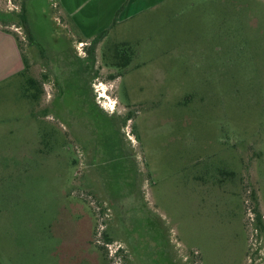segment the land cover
Here are the masks:
<instances>
[{
	"label": "rangeland",
	"instance_id": "1",
	"mask_svg": "<svg viewBox=\"0 0 264 264\" xmlns=\"http://www.w3.org/2000/svg\"><path fill=\"white\" fill-rule=\"evenodd\" d=\"M69 23L0 0L30 67H0V264H264V0H169L97 45Z\"/></svg>",
	"mask_w": 264,
	"mask_h": 264
},
{
	"label": "crops",
	"instance_id": "2",
	"mask_svg": "<svg viewBox=\"0 0 264 264\" xmlns=\"http://www.w3.org/2000/svg\"><path fill=\"white\" fill-rule=\"evenodd\" d=\"M58 7L71 19L85 39H93L103 32L111 33L145 11L155 9L169 0H57ZM107 33V34H108ZM15 64L20 50L12 35L0 29V67H7V57ZM22 59V57H21ZM18 65V64H17ZM19 68L17 72L22 71Z\"/></svg>",
	"mask_w": 264,
	"mask_h": 264
},
{
	"label": "trees",
	"instance_id": "3",
	"mask_svg": "<svg viewBox=\"0 0 264 264\" xmlns=\"http://www.w3.org/2000/svg\"><path fill=\"white\" fill-rule=\"evenodd\" d=\"M19 19H20L21 26L26 29V34L29 37V40L31 41V45L35 46L36 42L34 41L32 35L30 33V28L28 26L29 23H28V18L26 16V9H23L21 15H19ZM68 22H70L69 24L71 25V27L73 29H75L76 32H77L76 26L74 25L72 20L68 19ZM3 31L8 33V34H10V35H12L15 38L16 42H17V45H18V48L20 50V54H21V57H22V61L24 63V69L22 70L20 75L24 76V75L27 74V72L29 71L30 67H29L28 61H27V59H26V57H25V55L23 53V50H22V47L20 45L19 39H18V37L15 34L11 33L10 31H5V30H3ZM107 33L108 32L106 31V32H103V33L99 34L97 37H95L93 39V44L97 45L98 43H100V41L103 40V38L106 37ZM78 34L80 35V38H81L80 42L84 43V41H86L87 39H85L79 32H78ZM123 51H124L123 49H121V48L119 49L118 47H115V51L112 54V58H113L112 59V63H111L110 66L126 69L130 65V58L125 57V55L123 54ZM43 93H44L43 83L37 81L34 78L27 77L26 83L23 86V96L26 99H29V100H31L33 102H38L39 99L41 98V95ZM104 239L107 242V244H109L111 242V240L108 239L107 236H105V235H104Z\"/></svg>",
	"mask_w": 264,
	"mask_h": 264
}]
</instances>
